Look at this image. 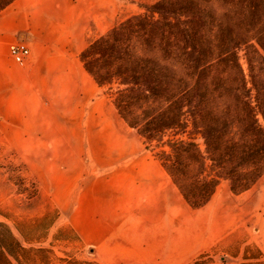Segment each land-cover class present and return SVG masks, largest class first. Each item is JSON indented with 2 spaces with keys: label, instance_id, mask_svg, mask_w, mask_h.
Instances as JSON below:
<instances>
[{
  "label": "trees",
  "instance_id": "obj_1",
  "mask_svg": "<svg viewBox=\"0 0 264 264\" xmlns=\"http://www.w3.org/2000/svg\"><path fill=\"white\" fill-rule=\"evenodd\" d=\"M14 2L0 0V14ZM138 7L144 14L90 41L86 71L101 87L118 84L115 106L148 148L169 149L157 157L192 208L207 206L223 181L234 194L250 190L264 176V0ZM169 132L176 138L166 140ZM8 235L0 256L21 264L22 247ZM206 254L193 264L206 263Z\"/></svg>",
  "mask_w": 264,
  "mask_h": 264
},
{
  "label": "crops",
  "instance_id": "obj_2",
  "mask_svg": "<svg viewBox=\"0 0 264 264\" xmlns=\"http://www.w3.org/2000/svg\"><path fill=\"white\" fill-rule=\"evenodd\" d=\"M110 1L15 0L0 14V136L16 152L58 143L79 160V186L61 196L60 214L69 207L64 225L83 250L110 247L121 262L172 264L181 251V212L193 217L207 207L185 203L85 69L82 53L115 16ZM22 42L31 51L26 67L11 56Z\"/></svg>",
  "mask_w": 264,
  "mask_h": 264
},
{
  "label": "rangeland",
  "instance_id": "obj_3",
  "mask_svg": "<svg viewBox=\"0 0 264 264\" xmlns=\"http://www.w3.org/2000/svg\"><path fill=\"white\" fill-rule=\"evenodd\" d=\"M160 1L115 0V16L105 22L103 36L127 19L144 14L138 4L155 5ZM240 61L249 74L245 52L240 53ZM105 88L115 102L118 84L112 89ZM174 138L172 132L166 136V140ZM196 142L205 152L202 138ZM55 145L56 148L41 147L20 153L7 146L0 136V241L8 244L11 229L22 247L18 250L21 264H131L121 262L120 252L110 247L93 253L94 248L83 250L75 232L64 225L70 209L60 214L61 204L66 203L61 196L77 188L82 166L64 146ZM149 148L156 157L169 151L158 143L150 144ZM205 207L193 217L184 210L181 212V251L172 264H193L203 253H207L204 264L264 262V176L242 194H234L230 182L223 181ZM189 222L195 225V230ZM223 258L226 260L222 261ZM0 264H5L1 256Z\"/></svg>",
  "mask_w": 264,
  "mask_h": 264
},
{
  "label": "built area",
  "instance_id": "obj_4",
  "mask_svg": "<svg viewBox=\"0 0 264 264\" xmlns=\"http://www.w3.org/2000/svg\"><path fill=\"white\" fill-rule=\"evenodd\" d=\"M11 56L19 66L26 67L31 58V51L30 48L22 42L16 44L11 49Z\"/></svg>",
  "mask_w": 264,
  "mask_h": 264
},
{
  "label": "water",
  "instance_id": "obj_5",
  "mask_svg": "<svg viewBox=\"0 0 264 264\" xmlns=\"http://www.w3.org/2000/svg\"><path fill=\"white\" fill-rule=\"evenodd\" d=\"M93 252H94V250L92 249V250H91V253H93ZM225 260H226L225 258L222 259V261H225Z\"/></svg>",
  "mask_w": 264,
  "mask_h": 264
}]
</instances>
